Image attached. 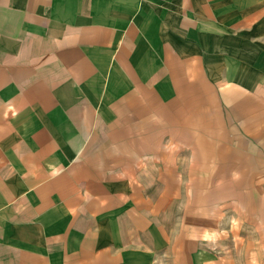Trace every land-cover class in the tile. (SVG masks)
<instances>
[{
  "label": "crops",
  "instance_id": "crops-1",
  "mask_svg": "<svg viewBox=\"0 0 264 264\" xmlns=\"http://www.w3.org/2000/svg\"><path fill=\"white\" fill-rule=\"evenodd\" d=\"M159 255L264 264V0H0V264Z\"/></svg>",
  "mask_w": 264,
  "mask_h": 264
},
{
  "label": "rangeland",
  "instance_id": "rangeland-1",
  "mask_svg": "<svg viewBox=\"0 0 264 264\" xmlns=\"http://www.w3.org/2000/svg\"><path fill=\"white\" fill-rule=\"evenodd\" d=\"M186 154V151H181V156H183V155H185ZM185 168V167H184ZM184 168H183V166L182 165H180L179 167H178V169L177 170H179L180 171V173L183 175V182H181V184L184 186V187H182L181 188V195H180V197L178 198V202H179V207L181 208V212H180V214L178 215H175L173 218H174V221H173V223H172V220L170 221V219H169V221L167 220L166 222H168V225H169V227L171 228V226H172V224L174 225V228L175 227H177V225H178V222L181 224L180 225V227L182 228V224H183V222L185 221V220H188V218H189V215H187L188 213H187V206H185L186 204H187V201H188V196H187V194H188V192H187V190H188V187L186 186V184H187V178L188 177H186L185 175H184ZM194 180H192V181H190L189 183H190V186H193L192 187V191L194 192V204H195V209H196V211L198 212V213H203L204 211H205V207H206V203H204V199L202 198V197H200V195H203V192H205V190L203 189V184H209V183H207V182H202V181H199V180H195L194 182H193ZM207 189V188H206ZM188 191H191V190H188ZM208 191V190H207ZM200 194V195H199ZM178 207V210L180 209ZM192 210H193V198H192ZM191 217V216H190ZM226 218V220H227V222H231V219H230V217H229V215H225V216H223L222 218ZM225 220V221H226ZM216 225L219 227V228H217V229H213V232H223V231H226L227 230V227L228 228H231V226H230V224H228V226L227 227H225L226 226V224L225 223H223V224H221L220 225V223H216ZM220 228H224V229H220ZM199 230H196V232H195V235H196V237L198 238V236L202 233V231H201V233H199L198 232ZM173 232L175 233L176 232V229H174L173 230ZM179 233H180V235L181 236H184V238H186L188 235H189V230L188 229H186V230H184V231H182V229H180L179 231H178ZM232 232H234V231H232ZM231 230L230 229H228L227 230V233L230 235L231 233ZM171 233H172V228H171ZM191 233H193V232H191ZM203 234V233H202ZM200 235V237L202 236V238H201V240L202 239H204V237H203V235ZM175 235V234H174ZM206 242L207 241H205V244H206ZM201 243H203V242H201ZM200 242H196V245H195V248H196V250H199V251H204V250H209L210 252H213V253H220V252H222V253H224V252H229V251H231L233 248H235V246H226V245H219V244H213V241H212V243L211 244H209V245H206V246H203L202 244H201ZM181 246H182V244H181ZM188 247V246H187ZM162 258V259H161ZM167 257L165 256V258H163V256H161V255H159V262L158 263H156V264H168V262H167V259H166Z\"/></svg>",
  "mask_w": 264,
  "mask_h": 264
}]
</instances>
